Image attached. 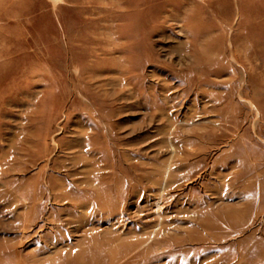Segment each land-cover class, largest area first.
I'll list each match as a JSON object with an SVG mask.
<instances>
[{"label":"rangeland","instance_id":"374dc122","mask_svg":"<svg viewBox=\"0 0 264 264\" xmlns=\"http://www.w3.org/2000/svg\"><path fill=\"white\" fill-rule=\"evenodd\" d=\"M195 1L0 0V264H264V0Z\"/></svg>","mask_w":264,"mask_h":264},{"label":"bare ground","instance_id":"6f19581e","mask_svg":"<svg viewBox=\"0 0 264 264\" xmlns=\"http://www.w3.org/2000/svg\"><path fill=\"white\" fill-rule=\"evenodd\" d=\"M179 2L181 1V2H184V1H186V2H188V4H192V5H195V4H200V3H198V2H196L195 0H178ZM182 9V8H181ZM183 10V9H182ZM104 247V246H103ZM101 248V247H100ZM118 252V251H117ZM117 252L115 251V254H117ZM81 256V255H80ZM95 255H89V264H96L94 261H95ZM81 260V259H80ZM85 260V259H84ZM82 261V260H81ZM115 261V260H114ZM20 262V261H19Z\"/></svg>","mask_w":264,"mask_h":264}]
</instances>
